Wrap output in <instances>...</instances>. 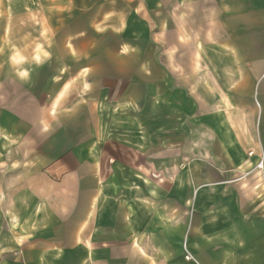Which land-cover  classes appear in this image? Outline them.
<instances>
[{"label":"crops","instance_id":"obj_1","mask_svg":"<svg viewBox=\"0 0 264 264\" xmlns=\"http://www.w3.org/2000/svg\"><path fill=\"white\" fill-rule=\"evenodd\" d=\"M75 20L124 43L51 76L36 159L0 113V165H45L0 174V264H264V0H0V36Z\"/></svg>","mask_w":264,"mask_h":264},{"label":"rangeland","instance_id":"obj_2","mask_svg":"<svg viewBox=\"0 0 264 264\" xmlns=\"http://www.w3.org/2000/svg\"><path fill=\"white\" fill-rule=\"evenodd\" d=\"M92 23L88 20H75L73 23L70 22L68 26L65 24L63 27L55 28L52 35L41 37L33 35L36 32L28 28L29 22H22V29H26L24 31L29 33L27 36H0V113H4L5 110L16 109L24 114L22 119L25 120H23L25 124H22L21 129L16 132L18 139L23 136L24 141L22 140L23 142L17 145L15 149L17 157L22 160L23 155L27 157L31 152L32 159H36V156L44 151L41 146L46 144L47 135L41 133L45 125L42 111L45 110L48 94H50L52 89L48 85L51 76H56L62 69L61 67H66L64 72L68 71V76L66 75L64 79L71 82L73 73L77 69H81V66L88 68L93 66L95 56L98 57V62L103 67V70L107 72H109V63L118 60L116 52H111L114 50H111V48H118L119 45L124 43V39L112 34L106 26H103V29L99 31L101 36L94 37L93 33L86 38L74 36L75 33H78V28L84 25L88 29ZM69 26H71L70 30ZM66 34L72 36H67ZM77 44H84L87 48L88 45L100 46L97 53L85 52L79 54L72 52L73 46ZM37 45L41 48L39 51L43 58L40 64H36L33 59ZM15 47L23 57L18 66L13 65L10 58ZM48 47L51 50L50 53H47ZM66 47L69 48L70 52L66 50ZM114 51H116V48ZM78 56H83L85 58L84 61H77ZM90 71L91 69H87L86 73L89 74ZM28 121H31V123H28ZM46 128L51 129V125H46ZM2 136L0 129V139ZM17 161L19 160L17 159ZM44 168L45 165H38L37 163L32 165L20 163L0 165V174L5 176L2 178H7L13 173H34L43 171ZM21 183L24 184V181H21ZM6 184L7 181H0V190L4 185L6 188ZM1 198L3 197L0 194ZM69 202L71 204V201Z\"/></svg>","mask_w":264,"mask_h":264},{"label":"built area","instance_id":"obj_3","mask_svg":"<svg viewBox=\"0 0 264 264\" xmlns=\"http://www.w3.org/2000/svg\"><path fill=\"white\" fill-rule=\"evenodd\" d=\"M249 157H254L256 154L254 151H250L249 152ZM253 170L256 172V173H262L264 171V155L263 154H260L259 156V159H258V162L257 164L255 165V167L253 168Z\"/></svg>","mask_w":264,"mask_h":264}]
</instances>
